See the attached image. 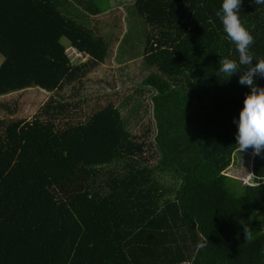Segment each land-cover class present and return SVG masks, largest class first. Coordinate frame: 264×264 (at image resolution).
Returning a JSON list of instances; mask_svg holds the SVG:
<instances>
[{
  "label": "trees",
  "instance_id": "1",
  "mask_svg": "<svg viewBox=\"0 0 264 264\" xmlns=\"http://www.w3.org/2000/svg\"><path fill=\"white\" fill-rule=\"evenodd\" d=\"M222 2L0 0V264H264V151L246 150L260 183L225 173L250 88L219 71L238 59ZM124 4L149 27L148 71L116 102L85 97L108 49L72 18ZM239 16L264 58V5L241 0ZM33 89L47 97L20 118L14 95Z\"/></svg>",
  "mask_w": 264,
  "mask_h": 264
},
{
  "label": "rangeland",
  "instance_id": "2",
  "mask_svg": "<svg viewBox=\"0 0 264 264\" xmlns=\"http://www.w3.org/2000/svg\"><path fill=\"white\" fill-rule=\"evenodd\" d=\"M131 6L123 5L100 17L72 15L75 21L83 22L86 27L96 36L103 37L107 45V55L103 62L96 68L83 76L82 92L85 97L116 102L127 96L131 91V86L139 83L141 78L147 73L143 60V50L145 46V36L149 32V27L144 20L129 11ZM73 14V11H72ZM70 16V15H69ZM67 51H71L70 45L66 44ZM70 60L80 62V58L71 52ZM86 55L82 56L84 59ZM3 56L0 54V63ZM127 76V77H126ZM31 95H22L21 92L15 93L14 97L21 99V106L18 116L32 120L36 109L42 104L47 96L38 99V90L33 89ZM42 96V95H41ZM143 98L142 107L145 108L149 103L147 92H141ZM95 98V99H96ZM93 99L92 101H94ZM138 99L135 95L134 102ZM133 103V102H132ZM122 114L127 112L122 111ZM141 116V115H140ZM139 118L141 119V117ZM148 115H144L145 119ZM128 118V130L135 132L138 129L139 121L134 117ZM153 161L150 160L148 166ZM121 165V164H120ZM225 173L239 178L242 182L251 173V154L247 151L238 150L234 153L232 165L225 170Z\"/></svg>",
  "mask_w": 264,
  "mask_h": 264
},
{
  "label": "clouds",
  "instance_id": "3",
  "mask_svg": "<svg viewBox=\"0 0 264 264\" xmlns=\"http://www.w3.org/2000/svg\"><path fill=\"white\" fill-rule=\"evenodd\" d=\"M254 3L264 5V0H254ZM240 8L241 0H223L221 10L216 13L222 21L223 31L234 44L238 53V59L220 58L219 71L228 77L222 79L226 81L233 74L243 69L239 83L247 85L250 88V93L245 96L244 106L240 111L236 144L241 152L252 149L253 156H256L264 151V87H258L255 79L258 75L264 77V58L257 60L250 51L254 37L241 22ZM70 48L74 47L70 46ZM75 50L79 52L77 49ZM83 55H86L84 59H82ZM76 56L81 57V62L88 59L90 54L79 52ZM260 179L262 181V178L254 175L251 170L247 179H242V184H257L261 182ZM243 226L245 240H250L251 231L246 225Z\"/></svg>",
  "mask_w": 264,
  "mask_h": 264
},
{
  "label": "built area",
  "instance_id": "4",
  "mask_svg": "<svg viewBox=\"0 0 264 264\" xmlns=\"http://www.w3.org/2000/svg\"><path fill=\"white\" fill-rule=\"evenodd\" d=\"M66 52H67L68 56H71V55H69V54H71V52H73V55L79 54V52H77L74 48H71V51H66Z\"/></svg>",
  "mask_w": 264,
  "mask_h": 264
},
{
  "label": "crops",
  "instance_id": "5",
  "mask_svg": "<svg viewBox=\"0 0 264 264\" xmlns=\"http://www.w3.org/2000/svg\"><path fill=\"white\" fill-rule=\"evenodd\" d=\"M187 264V263H186Z\"/></svg>",
  "mask_w": 264,
  "mask_h": 264
}]
</instances>
